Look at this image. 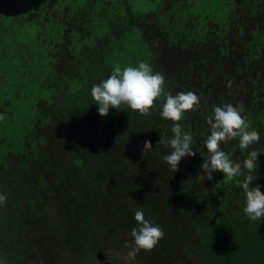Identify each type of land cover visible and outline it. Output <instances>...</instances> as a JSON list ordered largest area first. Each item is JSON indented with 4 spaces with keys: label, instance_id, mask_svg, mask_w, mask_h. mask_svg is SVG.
<instances>
[{
    "label": "trees",
    "instance_id": "trees-1",
    "mask_svg": "<svg viewBox=\"0 0 264 264\" xmlns=\"http://www.w3.org/2000/svg\"><path fill=\"white\" fill-rule=\"evenodd\" d=\"M165 77L141 115L98 113L94 84L118 64ZM200 97L179 123L195 156L173 171L159 140L166 95ZM242 104L260 141L264 192V0H0V262L113 264L134 246L137 210L164 237L128 264H264V217L244 213L243 177H204L214 107ZM152 149L142 158L143 142Z\"/></svg>",
    "mask_w": 264,
    "mask_h": 264
},
{
    "label": "clouds",
    "instance_id": "clouds-1",
    "mask_svg": "<svg viewBox=\"0 0 264 264\" xmlns=\"http://www.w3.org/2000/svg\"><path fill=\"white\" fill-rule=\"evenodd\" d=\"M164 84L165 77L154 72L146 62H140L136 67H124L123 70L117 64L107 79L92 86L91 97L98 105L101 116H107L110 108L118 110L122 105L146 116L150 115V109L162 94ZM199 103L200 97L193 91H179L175 95L167 94L166 101L161 105V116L174 122L172 136L167 139L161 137L159 140L164 148L169 149L164 160L174 172L178 170L182 158L196 155L191 146L192 136L182 131L179 121L185 112L194 110ZM243 112L242 104L228 103L214 107L213 115L207 118L210 134L204 140L209 155L204 159L201 168L204 177L209 181L214 179L213 173L216 171L223 173L226 182L243 177L241 187L246 200L243 211L250 220L260 221L264 217V192L259 184L252 186V182L257 179L252 173L257 170L260 151H248L243 160L234 162L221 148L222 142L228 143L236 138L241 151L260 141L259 132L255 129L249 130L250 126L242 115ZM5 118L6 114L0 113V121ZM152 147L151 141L143 142L142 158ZM5 201L6 195L0 193V205ZM134 219L138 226L133 227L130 233L134 240V246L127 253L130 259H135L141 250L151 251L164 237L162 228L145 219L142 210L135 211Z\"/></svg>",
    "mask_w": 264,
    "mask_h": 264
},
{
    "label": "rangeland",
    "instance_id": "rangeland-1",
    "mask_svg": "<svg viewBox=\"0 0 264 264\" xmlns=\"http://www.w3.org/2000/svg\"><path fill=\"white\" fill-rule=\"evenodd\" d=\"M111 264V263H110ZM113 264H128V258L125 254L121 255V258L118 259L115 263Z\"/></svg>",
    "mask_w": 264,
    "mask_h": 264
}]
</instances>
